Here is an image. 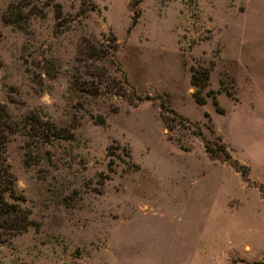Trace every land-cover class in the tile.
<instances>
[{
    "label": "rangeland",
    "instance_id": "1",
    "mask_svg": "<svg viewBox=\"0 0 264 264\" xmlns=\"http://www.w3.org/2000/svg\"><path fill=\"white\" fill-rule=\"evenodd\" d=\"M0 109V264H264V0H0Z\"/></svg>",
    "mask_w": 264,
    "mask_h": 264
},
{
    "label": "trees",
    "instance_id": "2",
    "mask_svg": "<svg viewBox=\"0 0 264 264\" xmlns=\"http://www.w3.org/2000/svg\"><path fill=\"white\" fill-rule=\"evenodd\" d=\"M121 70L119 69L123 78H126L123 71ZM191 85L198 88L194 75H192ZM198 93H199L198 91H195L192 94V98L194 103L200 106L204 103V99ZM213 104L215 105V103ZM27 119L29 120L30 117H27ZM17 128L18 127L16 125L12 126V123L9 121V117L6 111L4 109H0V243L1 244L5 243L6 239H8L9 237H12L16 234L25 231L30 225L28 211L20 207L16 203V200L18 199L21 200V197H19V194L16 193V188L14 185L15 179L7 164L5 149H4L5 142L7 140L6 135L8 133L18 131L19 129ZM30 128L33 129V127L31 126ZM30 128L28 127L25 133L29 132ZM57 133H58L57 129L53 124L47 127L46 132L43 131L38 132L37 130L33 132V134H36L35 136L38 139L42 140L45 143L49 142L50 136L51 137L58 136ZM198 135L201 136L199 131H198ZM200 139L203 141L205 152L208 154L210 158L216 160L220 159L224 163H228L227 159H229V157L225 153L226 151L224 150L222 145H219L220 146L219 152L221 154L226 155L225 156L226 159L222 158L220 155H216L215 153H213L210 147L208 146V144L204 141L202 136L200 137ZM241 176L244 179L245 173L241 172Z\"/></svg>",
    "mask_w": 264,
    "mask_h": 264
}]
</instances>
